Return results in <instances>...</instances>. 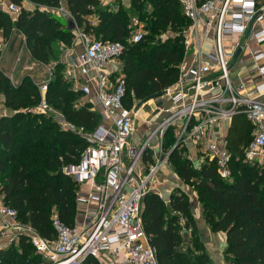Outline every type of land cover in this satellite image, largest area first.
Listing matches in <instances>:
<instances>
[{
    "label": "trees",
    "instance_id": "trees-1",
    "mask_svg": "<svg viewBox=\"0 0 264 264\" xmlns=\"http://www.w3.org/2000/svg\"><path fill=\"white\" fill-rule=\"evenodd\" d=\"M24 1L11 0L20 7L17 17L0 8V35L7 41L15 31L22 32L35 61L55 63L46 99L86 132L99 126L102 114L92 103L82 102L84 94L75 89L74 80L66 76V63L61 61L78 31L123 43L121 67L115 76L125 74L127 107L132 106L133 97L141 104L161 97L177 81L186 56L183 31L191 23L179 0H131L134 15L145 28L138 42L132 41L136 31L133 15L123 4L114 10L100 0H26L34 6L28 9ZM61 6L70 17L59 11ZM70 20L76 29L70 28ZM3 98L12 114L0 117V193L22 223L44 237H54L55 212L64 223L75 225L79 185L63 168L80 161L87 141L62 129L53 115L35 110L42 96L30 76L15 85L0 72V102ZM251 132L252 124L243 114L234 116L227 135L231 180L219 175L215 162L194 167L185 148L175 149L169 158L173 170L196 191L210 229L226 234L225 256L232 264H264V168L244 161ZM174 141L169 130L165 147ZM142 219L160 264H215L199 234L190 197L182 189L172 191L169 203L156 192L148 193ZM0 262L41 264L42 256L22 236L18 243L0 249ZM83 264L99 263L91 256Z\"/></svg>",
    "mask_w": 264,
    "mask_h": 264
},
{
    "label": "built area",
    "instance_id": "built-area-1",
    "mask_svg": "<svg viewBox=\"0 0 264 264\" xmlns=\"http://www.w3.org/2000/svg\"><path fill=\"white\" fill-rule=\"evenodd\" d=\"M179 1L191 21L183 31L186 56L177 81L164 95L148 101H161L160 111L166 117L145 120V141L132 142L144 105L133 97L132 106L127 107L125 74L113 77L106 70L109 62H119L123 43L77 32L83 52L69 65L85 67L93 73L95 85L89 81L75 85V89L84 95L94 93L101 107L102 121L94 131L86 132L84 127L66 120L48 103L46 92L53 67L48 79L38 86L42 98L35 110L53 115L62 129L87 141L80 161L63 168L79 189L88 186L77 197L78 204L85 206L84 219L82 224L68 225L55 212V236L47 238L30 224L22 223L17 211L5 204L0 193V249L26 236L42 256L41 264H83L91 256L99 264H160L142 215L144 198L150 192L170 202V197L165 198L160 190L159 174L164 167L171 166L172 151L185 148L187 158L196 168L215 162L219 175L231 180L227 135L234 116L243 114L252 124V139L245 149L244 161L264 168V81L247 89L244 84L236 86L232 79V67L243 37L251 27L261 25L264 0ZM9 9L20 12V7L12 2ZM59 11L71 16L63 6ZM236 35L240 38L236 39ZM143 36L144 32L137 30L132 41L138 42ZM253 37L259 44L264 43V28L254 31ZM263 59V52L254 53L249 71L264 76V64L259 63ZM169 130L173 131L175 141L166 148L164 138ZM147 155L153 160L142 169Z\"/></svg>",
    "mask_w": 264,
    "mask_h": 264
},
{
    "label": "crops",
    "instance_id": "crops-1",
    "mask_svg": "<svg viewBox=\"0 0 264 264\" xmlns=\"http://www.w3.org/2000/svg\"><path fill=\"white\" fill-rule=\"evenodd\" d=\"M101 3L110 9L116 10L120 4H123L126 9L133 15V22L138 23L134 11L131 7V0H100ZM11 0H0V8L9 12L11 15L12 12L9 9V5ZM24 6L28 9H33L34 6L27 2L26 0L23 2ZM18 15V13H17ZM17 15L15 17H17ZM14 16V15H13ZM259 28H264V11L261 13V25H255L251 27L250 31L243 37V45L241 48L240 54L237 56L236 52V61L234 66L232 67V79L236 86L244 84L247 89L251 88L256 83H261L264 81V76L260 75L257 72L249 71L253 66L254 62L252 61V56L254 53L263 52L264 53V43L259 44L253 37V32L258 30ZM238 38V35L235 37ZM75 41H77L75 47L73 49H65L61 56V61L66 63V76L74 80L75 85L86 84L90 81L91 85H95L93 81V73L88 70V68L77 66L71 67L70 62L72 59L77 60L80 54L83 52V44L81 37L77 34ZM82 45V50L78 55L79 44ZM238 51V50H237ZM22 54L24 56V62L22 57L19 59V55ZM260 64H264V59L259 62ZM53 64H43L41 62L35 61L30 54L28 47L26 46L25 36L20 31H15L12 36L5 41L3 35H0V72H3L10 78H12L13 83L15 85L19 84L25 76L31 75L33 79L36 81V84L39 86L41 83L45 82L48 79L49 71H51ZM120 63L117 61H111L107 65V73L115 76L116 73L119 72ZM4 103V98L2 99ZM82 102H90L93 104V109L100 110L101 107L97 103L95 94L92 95H84L82 98ZM164 104V103H163ZM169 103H165L168 105ZM5 115L12 114L10 109H6ZM4 116V115H2ZM166 117L165 112H161V115L157 120L164 119ZM138 130V129H137ZM136 134V133H135ZM143 135V134H142ZM141 138V137H140ZM135 140L139 142V137L135 136ZM139 140V141H138ZM133 141V138H132ZM150 159H143L141 163V168L144 169L150 161L153 160L152 156L147 155ZM160 178H163V183H159L160 190L163 192V196L165 198H169L172 194V191L175 188H180L185 191L190 197L191 209L197 223L199 234L204 241L207 239L208 243H205L208 247V251L211 256H216V253L221 252L222 257L218 256L217 260L220 261L221 264H227L225 262L224 251L227 247L226 243V234L224 232L214 233L209 225L207 224L204 215L202 205L199 202L198 195L195 190H193L189 185L185 184L184 181L178 176V174L173 170L171 166H166L163 168V171L160 173ZM162 182V180L160 179ZM88 190L87 185L81 186L82 193H85ZM95 203V202H94ZM85 210L84 205L78 204V212L76 215L75 224H81L83 221V213ZM82 219V220H81ZM207 241V242H208ZM213 250V251H212ZM228 264H232L228 262Z\"/></svg>",
    "mask_w": 264,
    "mask_h": 264
},
{
    "label": "rangeland",
    "instance_id": "rangeland-1",
    "mask_svg": "<svg viewBox=\"0 0 264 264\" xmlns=\"http://www.w3.org/2000/svg\"><path fill=\"white\" fill-rule=\"evenodd\" d=\"M12 14L14 15V17L17 15V13H14V12H12ZM133 25L136 27V31L137 30H141V31H143L144 33H145V28H144V24L143 23H136V22H133ZM77 35V34H76ZM77 41H74V44H73V46L71 47V48H69V49H73L74 47H75V45L77 44L76 43ZM79 44V43H78ZM77 47V46H76ZM75 47V48H76ZM69 49H67V50H69ZM81 50H82V45L81 44H79V48H78V50H77V52H78V55H79V53L81 52ZM20 57H22V59L21 60H23V62H24V56L22 55V54H20L19 55V59H20ZM119 70H120V68H119ZM28 76H30L31 77V79L36 83V81L33 79V77L31 76V75H28ZM11 80H12V78H11ZM13 81V80H12ZM141 104V103H140ZM142 105H144L143 106V108L141 109V114H140V118L138 119V123H137V127H138V130L134 133V135L132 136V138H133V143L134 144H136V140H135V136L137 137H139V140L140 141H145V139H146V137L147 136H145V133H146V130H147V124L145 123V120H147V121H155V120H157V118H159L160 117V115H161V111H160V107L162 106V103H161V101L160 102H158V101H156V102H146V103H142ZM32 107V106H31ZM32 108H34V106L32 107ZM6 109L8 110L9 108H7L5 105H4V103H3V101H1L0 102V117H2V115H5L4 113H5V111H6ZM143 134V135H142ZM141 137V138H140ZM138 140V141H139ZM139 141V142H140ZM139 168H140V166H139ZM163 171V170H162ZM161 173V172H160ZM162 180V182L160 181V183L162 184L163 183V178H160V174H159V180ZM190 187V186H189ZM192 188V187H191ZM193 189V188H192ZM194 190V189H193ZM82 193V191H81V187H80V189L78 190V193ZM82 194H84V193H82ZM83 218H84V213H83ZM82 220V219H81ZM83 223V221L81 222V224ZM188 239H187V242H190L189 240H190V237H191V231H189L188 232ZM201 239H202V237H201ZM208 240L207 239H205L204 240V243H208V245H210L209 244V241L207 242ZM187 244V243H186ZM207 250H208V247H207ZM225 250H226V248H225ZM213 251V250H212ZM209 252V251H208ZM209 254H210V252H209ZM217 255L216 256H211V258L213 259V261H214V263L215 264H221L220 263V261H218L217 259L218 258H216V257H218V256H220V257H222V253L221 252H219V253H216ZM224 257H225V262L228 264V262H230L228 259H227V257L225 256V251H224Z\"/></svg>",
    "mask_w": 264,
    "mask_h": 264
},
{
    "label": "water",
    "instance_id": "water-1",
    "mask_svg": "<svg viewBox=\"0 0 264 264\" xmlns=\"http://www.w3.org/2000/svg\"><path fill=\"white\" fill-rule=\"evenodd\" d=\"M69 26H70L71 29H76V25H75V22H74L73 20H70V22H69ZM240 52H241V48L238 49V51H237V56L240 54ZM150 245H151L152 247H155V246H154V243H153L152 240H150Z\"/></svg>",
    "mask_w": 264,
    "mask_h": 264
}]
</instances>
